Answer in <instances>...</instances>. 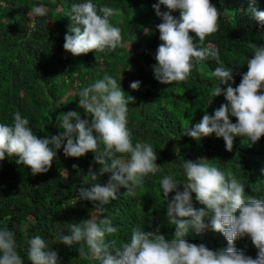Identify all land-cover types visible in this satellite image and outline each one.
Here are the masks:
<instances>
[{
	"label": "trees",
	"instance_id": "obj_1",
	"mask_svg": "<svg viewBox=\"0 0 264 264\" xmlns=\"http://www.w3.org/2000/svg\"><path fill=\"white\" fill-rule=\"evenodd\" d=\"M74 2L77 0H0V122L11 123L19 112L37 135H58L63 131L57 125L62 113L77 111L82 119H91L79 107L78 93L107 73L121 81L126 95L134 97L127 114L133 142L150 143L158 153L159 167L155 175L144 180L135 197L124 195L127 190L121 188L119 198L100 212L92 201L78 199L82 187L95 182L106 184L111 175L106 173L91 181L89 169L97 173L100 170L94 153L65 157L62 146L51 169L35 175L23 163L18 164L16 156L0 161V227L15 233L24 264H31L28 241L35 235L49 242L61 264H99L98 260L81 258L78 245L70 248L60 241L70 224L88 218H111L113 226L119 228L108 237L115 241L114 247L127 242L135 226L146 232L159 228L167 238H173L174 226L167 224L160 181L167 175L183 179V159L205 158L225 172L231 171L245 185L246 195L264 198V137L250 144L237 136L229 152L224 140L214 134L201 141L183 135L184 128L198 123L205 113L213 114L227 101L223 95L211 96L218 83L211 75L218 66L212 60L194 69L187 83L163 84L155 79V54L162 43L157 30L162 20L153 8L158 0H94L98 7L107 5L118 10L110 19L121 28L127 46L79 56L64 49L65 35L79 27L71 15ZM211 2L218 9L220 26L203 46L219 49L225 66L233 67L232 86L236 87L248 71L247 59L254 56L252 45L264 46V24L252 14L253 9L264 11V0ZM41 4L46 7V15L29 14ZM167 10L161 6L162 12ZM172 14L179 17V11ZM190 35L195 37V33ZM134 81L142 82L139 90L130 88ZM231 119L236 122V118ZM176 148L180 149L179 156ZM193 204L197 209L205 207L195 200V194ZM185 238L212 250L228 246L221 233L210 229L199 234L193 229ZM235 246L257 257L258 249L250 236L238 238Z\"/></svg>",
	"mask_w": 264,
	"mask_h": 264
},
{
	"label": "clouds",
	"instance_id": "obj_2",
	"mask_svg": "<svg viewBox=\"0 0 264 264\" xmlns=\"http://www.w3.org/2000/svg\"><path fill=\"white\" fill-rule=\"evenodd\" d=\"M161 6L168 10L162 12ZM153 8L162 20L157 25L162 43L155 54V79L163 84L187 83L194 69L212 60L218 66L211 75L218 83L211 96L223 95L227 101L213 114L205 113L198 123L184 128L183 135L201 141L214 134L224 140L229 152L237 136L250 144L258 142L264 137V46L252 45L254 56L246 61L248 71L233 87V67L225 66L218 48L203 46L220 26L218 9L211 0H158ZM175 11H179V17L172 14ZM33 13L44 16L47 10L41 4L31 9L29 14ZM117 14V9L98 7L94 0H77L72 4L71 15L79 27L71 28L65 35L64 49L79 56L93 50L103 53L126 47L121 28L110 19ZM252 14L264 24V11L253 9ZM190 33H195V37ZM141 83L134 81L130 88L139 90ZM78 95L79 107L91 119H82L77 111L62 113L57 125L63 131L58 135H37L19 112L11 123L0 122V161L16 156V162L23 163L35 175L51 169L62 146L65 157L79 158L92 152L100 170L97 173L89 169L91 181L106 173L111 175L106 184L95 182L82 187L78 199L92 201L103 212V206L119 198L121 188L127 190L124 195L136 196L144 180L157 173L158 153L150 143L133 142L127 114L134 97L126 95L121 81L105 73ZM232 117L236 118L235 123ZM175 152L179 156L180 149ZM182 168L183 179L167 175L160 181L167 224L174 226L173 238H167L159 228L146 232L135 226L130 239L121 247H114L115 241L108 237L119 228L105 216L70 224L67 234L60 235L61 243L70 248L78 245L81 258L98 260L99 264H264V198L246 195L245 185L231 171L225 172L205 158L183 159ZM172 193L175 194L170 198ZM193 194L205 207L194 206ZM193 229L198 234L206 229L221 233L228 246L212 250L203 243L189 242L185 237ZM247 236L258 249L256 258L235 246L238 238ZM28 244L31 264H61L58 253L42 236L31 237ZM0 264H24L17 251L15 233L6 226L0 227Z\"/></svg>",
	"mask_w": 264,
	"mask_h": 264
}]
</instances>
